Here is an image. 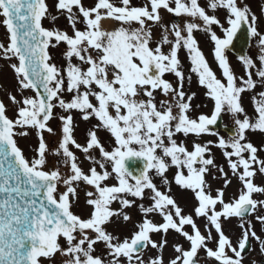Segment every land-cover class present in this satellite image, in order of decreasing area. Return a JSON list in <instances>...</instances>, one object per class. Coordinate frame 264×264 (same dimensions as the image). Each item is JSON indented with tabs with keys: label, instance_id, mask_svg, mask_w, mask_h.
Wrapping results in <instances>:
<instances>
[{
	"label": "snow or ice",
	"instance_id": "obj_1",
	"mask_svg": "<svg viewBox=\"0 0 264 264\" xmlns=\"http://www.w3.org/2000/svg\"><path fill=\"white\" fill-rule=\"evenodd\" d=\"M218 10L226 13L223 22ZM163 12L184 21L165 22ZM0 16L7 34V43L0 41V58L16 60L9 66L19 95L8 93L14 118L0 100V264H44L57 254L66 258L62 264H166L163 250L170 230L189 247L174 242L177 255L167 264H201L202 259L243 264L250 238L259 242L264 255V239L251 219L255 214L264 231V214H258L264 212V199L253 198L264 195V186L254 182L257 173L264 176V145L256 146L247 135L264 133V90L252 97L254 118L243 106V94L258 86L264 89V0L259 16L247 0H145L140 6L132 0H94L90 6L83 0H54L51 5L48 0H0ZM61 16L71 34L57 26ZM45 20L52 26L46 27ZM154 28H159V36ZM197 31L214 42L219 77L199 46ZM238 33L245 44L237 51L244 76H237L227 55L236 51ZM252 39L258 49L255 58L246 51ZM61 44L64 66L50 52ZM181 49L191 65L187 75ZM166 74L174 76L175 83ZM192 74L213 101L211 114H190L196 93L185 88ZM25 90L34 95H24ZM157 93L165 99L157 100ZM74 113L84 122L97 121L87 131L86 144L75 138ZM222 114L233 120L231 129L224 126L227 138L216 127L223 122ZM53 120L61 122V139L50 149L45 133L56 135ZM33 130L38 145L29 158L18 138ZM99 131L109 134L107 147ZM205 134L216 136V141H193L189 148L177 140L178 135ZM72 147L85 154L91 165L87 170ZM213 147L221 150L242 185L238 198L225 199L224 189L232 181L217 163ZM49 156L56 158L51 168ZM209 177L223 179L216 195ZM173 182L194 194L193 212L206 220L207 235L178 204ZM80 192L85 194L87 215L72 210L79 205ZM114 203L119 207L113 208ZM132 210L142 218L132 235L121 240L108 226L131 222ZM154 215L163 222L156 223L150 218ZM233 217L239 218L242 230L235 244L222 228V218ZM156 235L161 239H154ZM100 244L102 253L97 252ZM149 248L159 254L145 259Z\"/></svg>",
	"mask_w": 264,
	"mask_h": 264
},
{
	"label": "rangeland",
	"instance_id": "obj_2",
	"mask_svg": "<svg viewBox=\"0 0 264 264\" xmlns=\"http://www.w3.org/2000/svg\"><path fill=\"white\" fill-rule=\"evenodd\" d=\"M254 1H256V2H254ZM254 1L247 0V2H249L251 5L252 10L259 16L260 15L261 0H254ZM48 2L51 5L54 2V0H48ZM83 2L85 3V6H90L91 4H93L94 0H83ZM132 2L135 5H141L145 2V0H143V1L132 0ZM201 2L204 3V0H201ZM53 11H55V10L53 9ZM162 14L164 16L165 22L171 23V22L178 21V20L172 19L171 14H168L169 18H167L166 12H163ZM217 15L221 19V21L223 22L225 19L226 13L223 10H218ZM2 20H3V18H2V16H0V21H2ZM183 21H184V18H180L179 22L183 23ZM45 23H46L47 27L52 26L51 24H49V22L47 20H45ZM56 24L62 30H67L71 34V29H70V27H68L67 20L65 19V17L61 16L59 18V20L56 22ZM225 26H227V25H225ZM78 27L83 28V25L80 24V25H78ZM217 30H218V35L222 36L223 34L219 31V29H217ZM154 32L157 36H159V34H160L159 28H154ZM6 35L7 34L5 31V28H4L3 24L0 23V41L7 43ZM195 36L197 39H199V40L201 39L202 42L201 41L199 42V46H200L201 50L203 51L205 57L207 58L210 66L213 68V70L217 73V76L219 77L220 76V69L216 65V62L213 58V52H212V50L214 49V42H212L210 40V37L207 34L200 32V31H197L195 33ZM50 50L54 54L56 63L59 66H64L66 64V61L62 58L61 53L65 51V45L61 44L57 49H50ZM167 50L168 49L165 48V51H167ZM252 51H253V48L251 49V52ZM230 54L231 53L228 54V57H229V60L231 62L230 63L231 66L235 67L237 65L238 76H244L245 69L242 66V63L238 60L237 56H235L233 54L230 55ZM179 56H180V59H181L182 64H183L184 71L187 75V74H189V69H190L191 65L189 63V59H188V56H187L185 50L181 49ZM15 62H16L15 59H12L11 61H9V60L0 58V93H1L2 100L4 101V103L6 104V106L9 109L7 114L9 115V117H12V118L15 117V109H14V106L10 103V101L8 99V93L17 95V98L19 99V95L17 94V80H16V77H15V74H14L12 68L9 66L11 63H15ZM73 62L75 63L76 61L74 60ZM234 67H233V69H234ZM165 78L169 79L170 81L175 83V77L174 76H172L170 74H166ZM185 90H186V92H195L196 93V98L192 102L193 103V111L190 113L193 117H195L201 113L210 114L211 110L213 109V101L211 99H208L205 97L206 89L203 87H200L198 85L197 77L195 74H192L190 86L186 84ZM261 90H264V89H261L258 86L257 89L255 90V92L252 94V97H253V95H255L256 93H258ZM23 94L24 95H34V93L31 90H25ZM66 98H68V97H66ZM160 99H165V97H163L161 94L157 93V100H160ZM196 104H200L201 107L199 109L195 108ZM249 105H253V101H252V98L250 96V92H246L245 94H243V106H244L246 112L248 113V115L250 117L254 118L256 116L255 108H254V106H249ZM57 111H59V110H57ZM74 115L76 116L75 122L78 125V127H76L75 133H74L75 138H76L78 143H81L82 145L86 144L87 131L90 128H92V126L95 125L97 123V121H95L93 119L90 122H84L79 118L78 113H74ZM223 115H224V121L227 124L234 126L233 120L230 117V115H228V114H223ZM50 125L54 128L56 135L53 136V135H49V134L45 133V138L49 144V148L54 149L55 147L58 146V142L61 139V127H62V125H61V122L59 120L51 121ZM98 135L101 137L102 142H104L105 146L107 147L108 143L110 142L109 134L105 131H99ZM247 135H248V138L256 146L260 147L261 145H264V133L256 131V132H249ZM223 136H225V135H223ZM216 139H217L216 136L207 135V134L202 135L200 137L189 135L187 138L183 137L182 135L177 136L178 142L181 140H184L187 143V145L189 146V148H191L193 141L204 143V142H207L210 140L216 141ZM18 144L23 149V151L27 157H29V158L33 157L36 154L33 151V149L36 148L38 145L36 132L33 130L28 137L18 138ZM71 150L75 152V154L79 158V161L83 162L82 166L84 167L85 170H87L91 165L89 164L88 160L85 159V154L82 151L75 149L74 147H72ZM212 152L215 154L217 163L224 166L225 171L229 173V177L231 178V181H232L231 184H229V186L226 189H224L225 199L228 200V199H232V198H238L239 189L242 187L240 181L237 178L232 176L231 172L228 169L227 161L222 156L221 150L217 147H213ZM94 154L97 156L99 155L98 151L95 152ZM260 156H261V158H264V152H261ZM55 160H56L55 157L49 156V158H48V167L49 168L53 167ZM61 170H62V172H68V169H66V168H62ZM174 172H175L174 168L170 170V173H169L170 179L172 178V173H174ZM216 175H218V173H216ZM208 180H209V183L211 184V187H212V194L216 195V190L219 188H223V179L221 178V179H217L215 181H212L211 177H209ZM114 182L115 181H111V180L109 181V183H114ZM254 182L260 186H264V176L257 173V176L254 178ZM179 189H181V188L173 182L172 194L174 195L175 198H177L178 204L184 209L185 214L194 213L191 211H193L194 207L197 205V201H196V199H195V201H192L193 193L190 190H183V192L180 193V192H178ZM255 196H257V200L264 199V195L253 194V197H255ZM188 202H190L192 204L190 207H188V205H187ZM145 203H147V201H145ZM118 207H119L118 204H115V203L113 204V208H118ZM186 207H188V208H186ZM217 208L219 209V206H217ZM73 211L77 214L87 215V212L89 211V209H87L85 207V194H84V192H80L79 205L73 207ZM258 214H264V212H259ZM131 215H132V221L131 222H127V223L122 222V221L114 222L108 226V230L113 232L116 235H119L121 240L123 238H125L126 236L130 237L134 231V224L136 222L140 221L142 218L141 215L134 210L131 211ZM254 215H253V217H251L252 223L254 226V230L257 232L258 235L261 236L262 239H264V231H261V225L259 224V222H257L254 219ZM193 216H194V219H196V223L203 221V218H196L194 214H193ZM150 218L153 219L156 223H162L163 222L162 218L159 215H154V216H151ZM239 223H240L239 218L233 217V218H229L226 221L223 220V218H222V228L225 231V234L228 235L230 237V239H232L234 244L238 241V239H240L242 237V230L239 227ZM201 226H202V224H201ZM187 230L191 232L190 228H188ZM201 232L203 234L207 235V232L205 231V226L202 227ZM212 234H213V236L217 235L214 231ZM154 239L159 240V239H161V236L156 235V236H154ZM166 239L168 240V245L163 250V257H164V260L167 264V261L170 258H174L177 255L173 249V246H172L174 242L182 244L186 249L189 247V243L182 236H180L179 234H177L173 230L169 231ZM60 243L61 244L64 243L63 239L60 240ZM210 246L215 247L214 244H210ZM97 252L98 253L104 252V245L103 244H100L97 246ZM158 254H159L158 250L151 249V248L146 249L144 252L145 259L154 258ZM199 255L203 258L205 254L203 251H201L199 253ZM63 259H66V258L61 257L59 254H57L54 257V259H52L51 261L44 260V264H62ZM262 260H264V255H261L259 242L252 238V248H251L250 252L244 256L243 264H253V261H255V264H264V263H262ZM201 264H215V263L212 261V259H202Z\"/></svg>",
	"mask_w": 264,
	"mask_h": 264
},
{
	"label": "water",
	"instance_id": "obj_3",
	"mask_svg": "<svg viewBox=\"0 0 264 264\" xmlns=\"http://www.w3.org/2000/svg\"><path fill=\"white\" fill-rule=\"evenodd\" d=\"M240 47H242V45H241ZM243 47H245L244 43H243ZM216 127H217V128H221V127H222V123L219 121V122H218V125H217ZM135 166H136V167H139L140 165H139V163H137ZM129 167H133V165H129ZM249 247H250V246H249ZM247 250H248V249H247Z\"/></svg>",
	"mask_w": 264,
	"mask_h": 264
}]
</instances>
